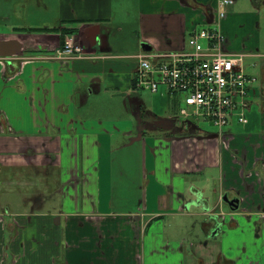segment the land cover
Here are the masks:
<instances>
[{
	"label": "crops",
	"instance_id": "0c3cea01",
	"mask_svg": "<svg viewBox=\"0 0 264 264\" xmlns=\"http://www.w3.org/2000/svg\"><path fill=\"white\" fill-rule=\"evenodd\" d=\"M131 1L136 48L112 53L130 0H59L55 25L37 28L45 32L19 25L32 3L48 13L45 0H3L0 18L12 25L0 41L18 42L20 54L0 56V264H186L184 244L164 229L184 231L182 218L193 216L203 218L196 264H264V116L259 134L191 135L195 127L177 121L179 132L159 136L137 127L131 107L103 110L136 98L138 55L182 50L218 0ZM232 11L221 25L239 50ZM66 36L88 57L53 59ZM207 170H218L213 184Z\"/></svg>",
	"mask_w": 264,
	"mask_h": 264
},
{
	"label": "built area",
	"instance_id": "2783aa9c",
	"mask_svg": "<svg viewBox=\"0 0 264 264\" xmlns=\"http://www.w3.org/2000/svg\"><path fill=\"white\" fill-rule=\"evenodd\" d=\"M233 0H218L210 24L191 31L186 47L177 52L138 55L134 88L157 92L160 86L178 95V117L183 121H209L219 128L233 117L247 122L246 97L253 79L243 69L246 56L231 50L221 22ZM74 37L66 36L53 59L71 61L87 58Z\"/></svg>",
	"mask_w": 264,
	"mask_h": 264
},
{
	"label": "rangeland",
	"instance_id": "374dc122",
	"mask_svg": "<svg viewBox=\"0 0 264 264\" xmlns=\"http://www.w3.org/2000/svg\"><path fill=\"white\" fill-rule=\"evenodd\" d=\"M45 1L50 7L48 13L45 14L43 11L40 12L35 10L37 7H33L32 3L31 9L29 10L30 16L26 18V24L19 25L30 27L28 29H36L43 25V20L49 22L50 25H55L53 20L56 17V10L59 0ZM0 2V17L3 18L8 15L7 13L6 16L4 15V12H7L8 10L3 0H0ZM125 5H127V8L121 7L127 13V17L124 13L121 15L126 17V19H123L125 24L121 26L119 23H114L115 27L120 26L123 30L121 33L112 30L111 33L113 32V34H116L117 38H115L116 36L111 35L108 39L111 45H114V50L112 51H116L112 53H122L121 50L123 47H125V51L127 53H130L136 48V39L134 38L133 34L135 25V5L131 0L129 3H125ZM118 8L119 6L115 9ZM231 8L233 10V17L229 16V20H231L232 23L231 27L234 28V30L231 32V39L240 40L241 47L238 50L233 48V45L231 44L232 46L229 48H233L235 51H241L247 55V57H245L243 60V69L245 74L253 79V83L249 85V92L246 97L247 101L249 102V108L246 109L244 113L247 119V124H240L238 123L237 119H231L230 125L219 128L214 126L209 121L186 120L196 129L194 130L193 127L188 128L187 131H189L191 135L197 134L196 132L199 131L210 135L221 136L224 134H232L234 136L241 137L248 134H259L261 132V127L263 125L262 119L264 116L260 92L264 74V0H233V5ZM1 18L0 31H5L7 27L11 26L12 24L3 22ZM118 20L119 18L117 17L115 22ZM222 31L224 33L226 32L225 34L228 36L230 35L229 29L227 32L226 28L224 29L223 27ZM124 43L125 45H123ZM134 92L137 94L136 98L134 99L127 98L125 95H120L116 99L113 98L107 100L104 104V113L111 112L114 115L123 116L127 109L131 107L135 113L134 118L135 122L137 123V127L141 128L143 131L148 132L149 130V132L154 131V134L159 136H165L166 134L167 136H170L174 132H179V130H181L176 128L178 126L174 127L175 124L173 125V123L177 121L182 122L183 120L178 118L177 115L174 118H170V100L167 90L164 87L160 86L158 92L155 93L144 89H135ZM103 98L106 100L108 95L107 98ZM108 105L110 106L108 107ZM204 176L208 178H205L207 181L209 180L213 184L212 180L218 179L219 173L218 170H207ZM2 189H5V187H2ZM202 219L203 218L199 216L182 218L184 224H189L187 229L186 227L184 228V231H168L167 228L164 229V233L169 238L173 237L176 238V240L180 239V241L184 244L186 249L185 253L188 256L186 259V264L197 263L195 259H193V257L191 258L189 255L193 250L192 245H196L204 239V235L200 228V222ZM177 220L178 219H176L175 222H177ZM62 251L64 250L60 249V253L63 254Z\"/></svg>",
	"mask_w": 264,
	"mask_h": 264
},
{
	"label": "water",
	"instance_id": "95a60500",
	"mask_svg": "<svg viewBox=\"0 0 264 264\" xmlns=\"http://www.w3.org/2000/svg\"><path fill=\"white\" fill-rule=\"evenodd\" d=\"M143 50L148 51L150 50V46L146 43H143L141 45ZM20 54V44L16 41H0V56H16ZM223 200L228 203L231 209H237L239 200L238 199H232L229 200L227 196L225 195L223 197Z\"/></svg>",
	"mask_w": 264,
	"mask_h": 264
},
{
	"label": "trees",
	"instance_id": "16d2710c",
	"mask_svg": "<svg viewBox=\"0 0 264 264\" xmlns=\"http://www.w3.org/2000/svg\"><path fill=\"white\" fill-rule=\"evenodd\" d=\"M26 31H29V32H45V31H53V30H48V29H28ZM71 33H74L73 30H66L64 33H63V36L65 34H71ZM63 42L61 43V46L63 45ZM171 96V94H170ZM170 98V105H169V113H171L172 115H175L178 113V109H179V104H178V99L171 96L169 97Z\"/></svg>",
	"mask_w": 264,
	"mask_h": 264
},
{
	"label": "flooded vegetation",
	"instance_id": "af4514ba",
	"mask_svg": "<svg viewBox=\"0 0 264 264\" xmlns=\"http://www.w3.org/2000/svg\"><path fill=\"white\" fill-rule=\"evenodd\" d=\"M232 199H233V198H232ZM232 199L229 198V200H232ZM235 199H237V198H235ZM222 200H223V198H222ZM223 201H224V200H223ZM224 202H225V201H224ZM225 203H227V202H225ZM227 204H228V203H227Z\"/></svg>",
	"mask_w": 264,
	"mask_h": 264
}]
</instances>
